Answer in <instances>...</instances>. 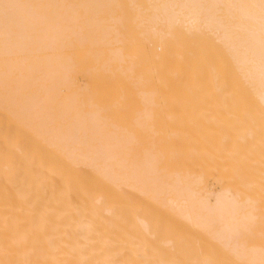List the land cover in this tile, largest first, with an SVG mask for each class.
Here are the masks:
<instances>
[{
	"label": "bare ground",
	"instance_id": "1",
	"mask_svg": "<svg viewBox=\"0 0 264 264\" xmlns=\"http://www.w3.org/2000/svg\"><path fill=\"white\" fill-rule=\"evenodd\" d=\"M0 264H264V0H0Z\"/></svg>",
	"mask_w": 264,
	"mask_h": 264
},
{
	"label": "rangeland",
	"instance_id": "2",
	"mask_svg": "<svg viewBox=\"0 0 264 264\" xmlns=\"http://www.w3.org/2000/svg\"><path fill=\"white\" fill-rule=\"evenodd\" d=\"M3 126H5V125H3ZM217 185V183H215V186ZM216 188V187H215Z\"/></svg>",
	"mask_w": 264,
	"mask_h": 264
}]
</instances>
